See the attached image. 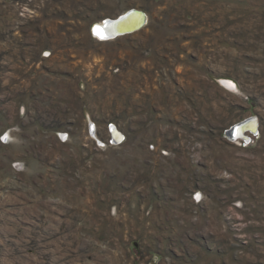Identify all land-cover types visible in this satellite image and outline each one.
<instances>
[{
    "label": "rangeland",
    "instance_id": "obj_1",
    "mask_svg": "<svg viewBox=\"0 0 264 264\" xmlns=\"http://www.w3.org/2000/svg\"><path fill=\"white\" fill-rule=\"evenodd\" d=\"M0 264H264V0H0Z\"/></svg>",
    "mask_w": 264,
    "mask_h": 264
},
{
    "label": "bare ground",
    "instance_id": "obj_2",
    "mask_svg": "<svg viewBox=\"0 0 264 264\" xmlns=\"http://www.w3.org/2000/svg\"><path fill=\"white\" fill-rule=\"evenodd\" d=\"M142 17L145 18V16L143 15H140L138 13H131L127 19L125 20H122L120 21V23L118 22V24H114V25H110V28L108 27V24L105 23V26L104 28H95V31L98 30L99 34L97 33H93L97 36V38L101 39V40H105V39H111V38H115V37H118V36H121V35H124L126 33H130V32H124V33H118V34H114V33H117L118 30H122V29H128V28H132V27H135L136 30H138L140 27H139V24H140V20H142ZM111 19H114L115 17H110ZM100 22V21H99ZM139 27V28H138ZM133 31V32H134ZM106 33H113L112 35H108L106 36L107 34ZM257 119L256 118H250L249 120L245 121V123H241L237 126H234L233 128H231V130L229 131L230 135L233 134V136H231L232 138H237V137H243L244 139H246L247 137V134L245 132V130H249L250 132H255L257 131ZM116 133V131H115ZM235 133V134H234ZM116 138L118 140H120L122 137V135L118 132L116 134Z\"/></svg>",
    "mask_w": 264,
    "mask_h": 264
},
{
    "label": "water",
    "instance_id": "obj_3",
    "mask_svg": "<svg viewBox=\"0 0 264 264\" xmlns=\"http://www.w3.org/2000/svg\"><path fill=\"white\" fill-rule=\"evenodd\" d=\"M131 13H138V14H140V15H143V16H146L145 15V12L143 11V10H138V9H135V8H130V9H127L124 13H122L121 15H119L117 18H115V19H111V18H104V19H102V21L101 22H95V23H93L92 24V26H91V32L90 33H97V31H95V28L97 27H99V28H104V26H105V23L106 24H108V27L110 28V25H114V24H118V22L120 23V21H122V20H125V19H127V17L131 14ZM143 21H145V18L144 17H142V20H140L139 22H140V24H139V27L140 26H142L143 25ZM138 27V28H139ZM136 28L135 27H132V28H128V29H122V30H118V32L117 33H114V34H118V33H124V32H131V31H134ZM107 35L106 36H108V35H112L113 33H106ZM93 35H95V34H93ZM96 36V35H95ZM98 36V35H97ZM96 36V37H97ZM248 119H245V120H243V121H240L239 123L241 124H243V123H245V121H247ZM239 123L238 124H236V125H234V126H237V125H239ZM233 126V127H234ZM230 128H232V126L230 127ZM230 128H228L225 132H226V134L229 136V134H230ZM115 131H116V133H115ZM249 131V130H248ZM111 132H112V140L113 141H118V139L116 138L117 136H116V134L119 132V131H117L116 129H115V127H111ZM256 132V131H255ZM254 132V133H255ZM120 133V132H119ZM122 134V133H121ZM235 134V133H234ZM230 136H233V134L232 135H230ZM230 138H232V137H230Z\"/></svg>",
    "mask_w": 264,
    "mask_h": 264
},
{
    "label": "snow or ice",
    "instance_id": "obj_4",
    "mask_svg": "<svg viewBox=\"0 0 264 264\" xmlns=\"http://www.w3.org/2000/svg\"><path fill=\"white\" fill-rule=\"evenodd\" d=\"M97 34H99L98 30H97ZM47 54V53H46Z\"/></svg>",
    "mask_w": 264,
    "mask_h": 264
}]
</instances>
